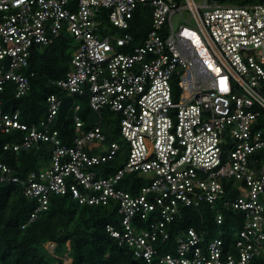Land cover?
<instances>
[{
  "label": "built area",
  "instance_id": "obj_1",
  "mask_svg": "<svg viewBox=\"0 0 264 264\" xmlns=\"http://www.w3.org/2000/svg\"><path fill=\"white\" fill-rule=\"evenodd\" d=\"M139 5L150 8L151 29L135 44L127 31ZM62 33L75 49L55 86L88 97L98 117L105 111L118 117L126 154L116 170L109 165L124 150L120 144L109 143L105 152L92 147L105 142L100 125L84 131L74 116L75 136L69 145L61 142L52 129L61 107L54 94L46 97V114L37 124H24L17 110L3 107L6 86L15 98L29 89L31 48ZM261 111L264 1L0 0V134L22 133L20 142L3 149L50 146L48 166L24 177L0 163V185H18L35 202L27 224L47 209L50 196L69 194L78 204H117L119 229L105 230L135 260L257 264L264 255V163L251 155L264 149ZM131 175L142 181L134 193L123 188ZM201 206L217 225L222 210L240 214L232 247L221 233L208 239L206 232L188 229L176 238L174 253L159 254L156 244L169 240L180 210ZM46 249L67 263L53 244Z\"/></svg>",
  "mask_w": 264,
  "mask_h": 264
},
{
  "label": "trees",
  "instance_id": "obj_2",
  "mask_svg": "<svg viewBox=\"0 0 264 264\" xmlns=\"http://www.w3.org/2000/svg\"><path fill=\"white\" fill-rule=\"evenodd\" d=\"M223 4H247L264 0H216ZM150 8L139 5L130 21L128 33L135 44H140L149 32ZM75 46L65 33L47 46L31 48L25 74L29 78L27 93L15 98L9 92V86L2 95L3 107L6 111L17 110L24 124H37L46 114V97L54 94L61 101V107L55 117L52 129L58 131L61 142L69 145L75 134L73 118L77 116L83 122L82 130L96 124L100 125L105 141L112 142L118 136V117L104 113L99 117L90 109L88 97L68 95L55 86L70 69V60ZM75 106L78 107L75 110ZM106 112V111H105ZM104 116V117H103ZM260 127L264 130V111L259 116ZM22 133L14 130L8 134H0V163L12 167L20 177L30 171H37L49 164L50 146L40 142L27 150H4L5 144L20 142ZM256 163H264V149L252 153ZM120 155L110 163L109 169L116 170ZM45 166V167H43ZM111 166V167H110ZM101 168V167H100ZM124 189L134 193V187L142 181L131 175L124 179ZM35 202L23 196L18 185H0V264H62L46 249L54 245V253L66 255V264H147L135 260L125 245H118L110 237L105 227L119 229L117 204L86 205L78 204L69 194L52 195L47 209L39 217L26 223L33 211ZM223 221L220 225L214 222L210 210L201 206L197 209H181L170 225L169 240L156 244L159 254L174 253L176 238L188 229L204 231L208 239L221 233L222 242L232 247L234 232L240 228L241 216L231 210H222ZM143 225H145L143 223ZM233 251V250H231ZM264 264V255L257 261ZM151 264H156L155 261Z\"/></svg>",
  "mask_w": 264,
  "mask_h": 264
},
{
  "label": "rangeland",
  "instance_id": "obj_3",
  "mask_svg": "<svg viewBox=\"0 0 264 264\" xmlns=\"http://www.w3.org/2000/svg\"><path fill=\"white\" fill-rule=\"evenodd\" d=\"M197 3H200L201 0H195ZM248 4V3H247ZM188 15L186 13H183L182 14V18L184 20H187L188 19ZM178 20L179 18L176 16L173 17V24L175 27H177V24H178ZM104 113H107V115L109 114L108 112H102V115H104ZM104 117V116H103ZM109 140H106L105 142L103 143H93L92 144V147L95 149L96 152H105L109 146V143L108 142ZM112 142H116L118 144H120L121 147H123V151L120 152V159L118 161V164H120L122 162V156L124 155V158H123V162H124V159H125V154H126V144H124L122 141H121V138L119 136V133H118V136L117 137H113V139L111 140ZM87 150V149H86ZM48 165V164H47ZM45 167V166H43ZM47 247V246H46Z\"/></svg>",
  "mask_w": 264,
  "mask_h": 264
}]
</instances>
